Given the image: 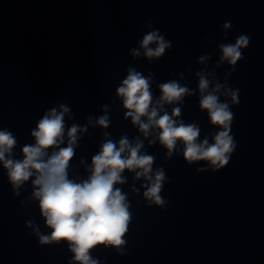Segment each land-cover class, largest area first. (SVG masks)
Here are the masks:
<instances>
[{
    "label": "clouds",
    "instance_id": "obj_1",
    "mask_svg": "<svg viewBox=\"0 0 264 264\" xmlns=\"http://www.w3.org/2000/svg\"><path fill=\"white\" fill-rule=\"evenodd\" d=\"M146 26L150 31L138 41V47L130 50V55L134 58L142 55L151 62L162 58L172 43L153 27V20H149ZM232 27L230 21L223 24L225 31ZM250 39V36L240 34L234 43L219 44L221 55L216 68L227 62L230 66L227 75L230 76L238 61L244 58L243 50L249 46ZM211 58L210 54L202 55L199 63L204 64ZM195 75L198 78L199 108L207 112L210 124L217 129L211 136V143L208 136L202 141L199 139L201 128L197 123H185L181 119V107H173L171 114L164 107L181 105L186 96L195 94L196 90L186 84L175 79L159 83L160 95L154 98V74L145 75L130 66L126 78L116 89V95L123 102L125 119L131 118L132 125L145 139L155 134V139L148 140V144L152 146L159 141L167 150L166 160L173 156L177 145L182 144V156L189 165L203 161L212 171H217L229 164L236 150V141L231 134L234 121L231 109L240 103L239 89L232 88L226 80L221 83L215 69L208 71L205 67ZM66 116L74 119L71 107L63 102L45 111L31 131L35 143L25 144L21 149L23 159L13 155L18 143L14 133L0 130V164L7 172L14 195H19V189L31 180V198L39 201L44 225L51 229L50 233L43 234L35 221L25 222L38 237L39 244L49 245L63 240L73 254L69 264H100L99 259L91 255L97 245L112 246L124 254L122 246L126 240L123 237L133 215L128 194L116 187L127 182L124 171L134 173L135 180L143 178L146 182L141 185L145 189L144 199L149 206L162 208L168 203L162 195L168 177L162 167L154 170V155L141 152L144 141L139 136L130 140L127 135H122L117 142L109 138L110 133L104 132L100 150L92 156L91 165L86 169L89 172L87 178L79 182L69 178L70 161L76 154L78 140L88 132L89 126L107 129L111 120L108 105L103 106L102 115H89L84 125L73 123L69 127ZM65 139L67 144L61 147ZM81 163H84L83 159ZM206 170L203 166L197 168L198 172ZM132 191L139 193L140 190L133 185Z\"/></svg>",
    "mask_w": 264,
    "mask_h": 264
}]
</instances>
